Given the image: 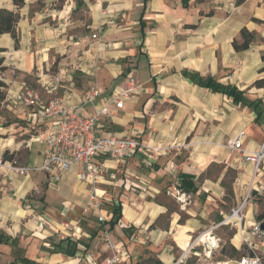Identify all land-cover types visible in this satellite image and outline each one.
I'll return each instance as SVG.
<instances>
[{
  "label": "crops",
  "instance_id": "crops-1",
  "mask_svg": "<svg viewBox=\"0 0 264 264\" xmlns=\"http://www.w3.org/2000/svg\"><path fill=\"white\" fill-rule=\"evenodd\" d=\"M81 1L76 6L75 0H24L17 7L12 0H0V8L19 14L18 44L9 33L0 34L3 49L0 80L6 85L4 102L11 110L8 117L0 114V159L6 150L13 154L7 161L15 165L40 163L43 158L44 147L35 134L42 133L45 123L33 115L34 108L10 102V97L22 86L36 89L42 101L58 96L68 106L92 90L98 94L94 101L99 102L117 87L125 86L126 76L132 74L144 90L126 100L119 113L115 112L117 115L103 117L97 127L100 133L110 132L102 127L109 119L120 128L114 133L138 136L159 147L160 153L150 157L140 153L122 162L105 161L106 171L99 178L97 193L102 201H110L109 194L105 195L106 185L122 189L119 196L122 218L109 231L110 237L121 241L118 237L121 228L132 226L156 251L157 244L170 239L158 257L162 264H171L175 258L171 251L174 245L184 248L195 232L212 222L214 190L218 195L223 193L212 178L202 177L203 173L212 161L234 165L233 161L225 160L227 156L213 160L198 153L212 149L211 140L202 136L198 121L209 118L212 107L217 105L214 101H218L222 109L238 111L229 134L233 137L237 131L244 130L246 149H255L264 138L247 140L248 127L253 126L258 135L264 129V87L254 85L256 80L264 78V71H259L263 65L260 56L264 52V24L252 20L253 17L264 20V0H245L239 6L234 5V0H110L112 26L117 28L120 38L131 40V46L123 48L122 41H118L114 43L115 51L107 58L102 38L73 34L69 29L73 23H81L82 16L91 18L92 30L97 29L108 18L105 12L111 11L104 8L108 0ZM76 13H81L78 19L73 16ZM140 20L144 22L143 35ZM242 27L255 32L257 40L248 49L236 52L231 42L240 39ZM124 57L132 62L125 77L121 74L124 64L120 61ZM183 70L213 76L223 84L243 90L248 102H259L258 110L262 111L259 125L253 122V105L247 109L243 104H233L225 95L190 82L181 75ZM27 76L34 81L32 86ZM53 77L60 78V83L50 84ZM83 108L88 113L92 106L87 104ZM234 159L237 163L234 166L242 169L233 188L236 203L243 194L244 184L251 178V166L238 155ZM116 169L125 177L114 181L109 174L115 176ZM88 188L77 180L76 168L64 173L59 182H48L40 172L23 177L0 166V231L17 237L18 243L13 248L31 261L99 264L92 255L82 252L87 247L80 240L90 237L97 227V211L87 203ZM172 189L189 196L181 208L185 218L179 221V211L173 210L166 227L155 225L168 212L162 200ZM102 207L101 213L107 220L112 212L104 204ZM253 210L254 204L249 205L248 224L254 220ZM55 233L60 237L75 235L72 239L80 240L78 246L82 250L76 248L73 256L62 252L44 255L38 244ZM246 237L250 235L245 230L242 233L235 230L230 240L239 249ZM0 250L9 254L11 248L0 244ZM82 254L83 263L79 257ZM231 263L232 259L226 262Z\"/></svg>",
  "mask_w": 264,
  "mask_h": 264
},
{
  "label": "built area",
  "instance_id": "built-area-1",
  "mask_svg": "<svg viewBox=\"0 0 264 264\" xmlns=\"http://www.w3.org/2000/svg\"><path fill=\"white\" fill-rule=\"evenodd\" d=\"M93 38L95 34L91 35ZM59 84L60 78L53 77L50 84ZM55 89L54 85L53 88ZM143 86L128 74L126 86L117 87L110 96L95 102L98 95L95 90L88 91L79 97L78 102L65 106L61 97L54 96L42 101L40 94L34 88H22L10 97L14 105L34 108L33 115L45 123V129L35 134L36 140L43 144V158L40 163L15 165L14 162L2 161L7 171H13L18 176L27 177L32 173H42L48 182H59L62 175L76 168V178L89 186L87 203L97 211V222L104 224L106 218L101 211L103 201L97 193L99 178L105 173V161L122 162L134 158L137 154L157 155L160 148L151 146L133 134H118L114 132L100 133L97 124L103 117H110L123 108L124 102L142 92ZM90 104L91 111L85 113L84 106ZM245 131L239 130L227 141L230 152L236 153L240 159L251 166V178L244 184L243 194L228 213L223 214L220 224L234 227L236 232H247L250 237L244 238L247 253L238 264H263L264 259V217L253 222H247V206L264 198V138L253 150L244 147ZM185 193L176 191V200L184 203ZM184 206V205H182ZM256 212V210H253ZM247 225V227H246ZM214 226L207 228L191 241L189 250L196 241L207 248L209 255L220 245V238L213 232ZM109 254L104 256L102 264H125L128 254L121 247L112 243L109 232L104 231Z\"/></svg>",
  "mask_w": 264,
  "mask_h": 264
},
{
  "label": "rangeland",
  "instance_id": "rangeland-1",
  "mask_svg": "<svg viewBox=\"0 0 264 264\" xmlns=\"http://www.w3.org/2000/svg\"><path fill=\"white\" fill-rule=\"evenodd\" d=\"M76 6L82 4L83 2L81 0H75ZM110 0L106 1L104 5H106L104 8L105 10L109 9L111 11L105 12L106 18L103 24L99 25L97 29H93L90 26L91 18H86L82 16V22L81 23H73L70 26V31H72L73 34H97L95 38H102V43L104 44V50H105V56H110L115 49L116 46L114 43L118 41H122V47L127 48L129 45L131 46V40L130 39H123L120 38L117 34V28L115 26H112L114 23L111 21L113 20L112 16V6L110 4ZM85 6V5H84ZM81 13L73 14L74 18H79ZM92 37V36H91ZM93 38V37H92ZM94 39V38H93ZM120 61L124 64L121 74L123 77H125L126 72L131 68V61L127 59V57L120 58ZM119 63V62H118ZM29 84L32 86L34 84V81L29 79ZM26 78V79H27ZM127 79V76H126ZM126 86V84H125ZM6 87H0V114L3 116L8 117V114L11 113V110L6 106L5 102L1 100L2 96H5ZM215 105L212 107V114L209 115L210 117L207 119H200L198 123L200 124V132L203 134L202 136L208 137L211 140V147L210 150H198V153H202L205 155H209V158H212L213 160H221L224 156H227L225 160L229 163L233 161V164L236 165V161L234 157H237L236 153L230 152L227 148V141L232 137L229 134L230 128L232 126V122L234 121L235 115L238 114V111L235 109H228L220 106V102L214 101ZM247 109H251L250 105L245 106ZM119 113V112H117ZM115 113L113 116L117 115ZM253 123L255 126L256 124L259 125L258 122H255L253 120ZM103 129L105 131L114 132L119 130V126L111 122V120L106 119L103 122L102 125ZM236 130V127L234 128ZM254 127L250 126L247 128V140H260L259 137L264 136V129H262V133L260 135L256 134L253 131ZM204 139V138H203ZM22 152V151H20ZM20 156L23 157V152L20 154ZM234 159V160H233ZM114 163V162H113ZM112 162L108 163L110 165L113 164ZM234 165H229L227 163L218 162V161H212L211 165L208 166L206 171L203 173L202 177L204 175L209 176L212 178V181H215V186L217 189H222L223 193L221 195H218L216 193V189L212 193V222L209 223V227L214 226L213 232L220 238V245L219 247L214 250L210 255L207 250V248H204V246L201 245V241H196V244H194L193 249L189 250V245L192 240H194L198 234L205 231L207 228L200 230L198 232H195L193 237L189 240V243L184 247L180 248L178 246H175L171 249L172 253L174 254L175 258L172 260L171 264H226L228 259H232L233 263L231 264H238V261H240L242 254L247 253V247L245 244H242L239 249H237L232 241L230 240V236L232 233H235V228L231 227L230 225L220 224V221L222 220L223 214L228 213L229 209L235 204V196L233 194V188L236 183V178L239 176L240 171L242 170L241 167H235ZM118 168V167H117ZM120 169V168H119ZM115 170V176L110 175L109 177L112 178L111 180H116L119 177H125L124 173H119L120 170ZM106 171V170H105ZM109 172V171H108ZM107 176V175H106ZM113 176V177H111ZM106 193L105 195H108L111 197V202L103 200L104 207L111 210L112 206L120 205L119 196L122 192V189L117 186L114 187L113 184H107L106 185ZM176 190V189H175ZM174 189H172L171 193L168 192V195H166V198L163 199L167 206H168V212L165 215L160 216L156 222L155 225L159 226H167L168 220H169V213L173 210L179 211L180 213V219L179 221H183L185 218V215L181 208H183L188 201L189 196L185 195L184 199L185 202L181 203L176 200V195ZM177 191V190H176ZM179 191V190H178ZM174 194V195H173ZM241 196V195H240ZM184 205V206H182ZM249 205L247 206V208ZM256 210L254 219H256V214H264V198H260L257 201V208H254ZM248 214V213H247ZM246 214V218L248 219L249 215ZM112 217V214L110 218ZM109 218V219H110ZM107 219V220H109ZM106 220V221H107ZM105 221V222H106ZM96 230L92 234L91 232H88L91 236L90 237H82L80 238L83 242L87 244V250L85 249L82 252H85L86 254L92 255V257L98 261L99 264H102V259L104 256L109 254V249L106 246V240H105V234L104 231L107 232L111 231L108 230V226L104 223L101 224L96 221ZM247 227V225H246ZM59 233L64 235V232L59 231ZM121 236H118L121 241L117 240L115 237H110L109 239L112 243L118 244L121 249L125 250V252L128 254V258L125 262V264H154L155 262L159 261L160 264H162V261L159 260L158 254H162V249L167 243H170L171 240L167 239L166 241H163L162 244H157V251L151 249V244L148 242L145 236L139 235V231L136 228H133L132 226H126L121 228ZM79 234L80 230H79ZM75 236V235H74ZM73 235H65L63 236L64 239L67 238V240L62 241L63 237H60L57 233L47 235V237H44L41 239V242H39V250L44 255L48 253L56 252L57 246L59 242L61 243L62 247L65 248V246H70V251L75 252L76 248H78V242L80 240H74L72 238H75ZM83 236V235H82ZM11 238H15L16 243H18V238L13 237L10 235ZM11 251H9L7 254L5 250H0V264H10L12 260H15L14 264H43V262H37V261H30V262H24L21 261V252L18 251V249H14L11 244H7ZM16 246V245H15ZM75 246V249L73 250L72 247ZM163 246V247H162ZM231 246L235 247L237 250L240 251V253L236 256L231 257L232 249ZM186 248V249H185ZM188 248V249H187ZM14 251H13V250ZM79 250L80 247L78 248ZM164 254V253H163ZM79 255L81 262L83 263V256ZM9 258V259H8ZM82 258V259H81ZM237 262V263H236ZM84 264V263H83ZM264 264V259H263Z\"/></svg>",
  "mask_w": 264,
  "mask_h": 264
},
{
  "label": "trees",
  "instance_id": "trees-1",
  "mask_svg": "<svg viewBox=\"0 0 264 264\" xmlns=\"http://www.w3.org/2000/svg\"><path fill=\"white\" fill-rule=\"evenodd\" d=\"M14 5L19 7L24 3V0H12ZM245 0H234V5L239 6L241 5ZM19 19V14L18 12L8 10L5 8H0V34L3 33H9L12 39L14 40L15 44H18V31H17V22ZM252 20L257 23H263L264 20L258 19L253 17ZM140 25V31L141 35H143V27H144V22L141 20L139 21ZM240 34V39H233L231 42V45L236 52H241L249 48L250 44L254 41L257 40V35L255 32L248 30L246 27H242L239 31ZM3 49L0 48V51ZM260 59L263 63L262 67L260 68V72L264 71V52L261 54ZM3 58L0 57V65L2 64ZM0 69H2L0 67ZM181 75L190 80L193 84L205 88L208 91H211L213 93H221L225 95L228 99L232 101L233 104H243L245 106L253 105L252 110L255 112V122H258L259 117L261 116L262 111L258 110V105L259 102H248L244 96V91L240 90L238 87L232 84H223L213 76H201L198 72H190L187 70L181 71ZM254 85L258 88L264 87V78H260L254 82ZM0 87H6L5 83L0 80ZM5 96L1 97V100L4 101ZM13 154H9L8 151H4L2 154V160H8L12 159ZM187 177V176H184ZM187 185H189L191 190H194V187L190 183V181L186 182ZM112 212V217L104 222L108 226V230H112L115 225L119 223V221L122 218L121 214V207L119 205L112 206L111 209ZM264 217V214H256V220L261 219ZM233 236H230V238ZM67 240V238H63L62 241ZM0 244H11L15 245L16 240L15 238H11L8 234H6L3 231H0ZM87 247V244L85 245ZM56 252H62L68 256H73L75 252H71L70 246L62 247L61 243L59 242L57 246ZM232 249V254L231 257L236 256L240 253L239 250H237L235 247L231 246ZM74 250V249H73ZM75 251V250H74ZM244 254H242L243 256ZM21 261L24 262H30L26 257H21ZM15 260H12L10 264H14ZM154 264H160L159 261L155 262Z\"/></svg>",
  "mask_w": 264,
  "mask_h": 264
},
{
  "label": "water",
  "instance_id": "water-1",
  "mask_svg": "<svg viewBox=\"0 0 264 264\" xmlns=\"http://www.w3.org/2000/svg\"><path fill=\"white\" fill-rule=\"evenodd\" d=\"M261 228L264 229V224H261Z\"/></svg>",
  "mask_w": 264,
  "mask_h": 264
},
{
  "label": "bare ground",
  "instance_id": "bare-ground-1",
  "mask_svg": "<svg viewBox=\"0 0 264 264\" xmlns=\"http://www.w3.org/2000/svg\"><path fill=\"white\" fill-rule=\"evenodd\" d=\"M6 161V160H5ZM186 249V248H185ZM188 249V248H187Z\"/></svg>",
  "mask_w": 264,
  "mask_h": 264
}]
</instances>
